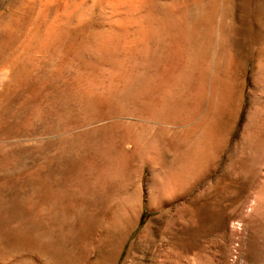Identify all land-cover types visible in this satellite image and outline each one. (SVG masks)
<instances>
[{"label": "rangeland", "instance_id": "rangeland-1", "mask_svg": "<svg viewBox=\"0 0 264 264\" xmlns=\"http://www.w3.org/2000/svg\"><path fill=\"white\" fill-rule=\"evenodd\" d=\"M25 2L0 0V264H238L242 206L256 200L264 233V0H164L178 26L155 22L152 37L120 30L109 8L89 31L56 9L42 22L39 3L23 17ZM62 26L101 51L45 49ZM123 71L129 86L110 97Z\"/></svg>", "mask_w": 264, "mask_h": 264}, {"label": "bare ground", "instance_id": "bare-ground-1", "mask_svg": "<svg viewBox=\"0 0 264 264\" xmlns=\"http://www.w3.org/2000/svg\"><path fill=\"white\" fill-rule=\"evenodd\" d=\"M36 3H39V5L41 7L40 18H41L42 22L48 21L47 18L50 16L51 12L54 9H56V10H58L57 11L58 18H59L60 22L63 24V26L67 25V23L74 22V23H76V26L79 29L82 28V30L88 29L90 31L92 28H95V26L102 24L101 20H102V18H104V15L102 18H100L102 16L100 14L105 13L103 10L105 9V11H106V8H109V9L115 11L119 15L120 19L118 22V26H119L120 30H122V31L133 30V31H136L139 34H141V36L145 35L146 37H152L154 34L153 27H154L155 22H157L159 24L160 29H161V33H162V31L164 33V30L169 28L172 25H174L175 27L178 26L177 24L175 25L176 22L173 18V15H172V11L175 9H171V6H169L167 3H165L164 0H26L25 3L20 4V9H19L21 14L23 15V17H27L28 15L30 16L31 13L32 14L34 13L33 10H34V8H36V6H35ZM111 10L107 9L106 12L109 13V11L111 12ZM53 12H52V14H53ZM87 15H92V16L88 17ZM104 20H105V18H104ZM25 25H26L25 20L16 19L9 26L12 29L19 30V29L23 28ZM63 26L61 28H54V29L50 30L49 36H48V43H47V45H45V49L48 47H51V48H53V50L55 52L59 53L61 51L62 44L65 41H69L70 42V44H69L70 48H72L78 52H81L82 50L84 51L85 49H89V50L92 49V51H95V53L101 51L99 48H93L95 46L92 47V44L90 43V41H91V39H93V35L90 34L87 41L76 44L75 39H76L77 31L72 32ZM11 35H10V37H12ZM36 36L37 35H34V37H36ZM197 39L198 38H197V35L195 33L193 25L191 27H187V29L184 30V41H185L186 50H187L186 55H188L187 57H189L190 61H191V55L196 54L195 48L197 47V41H198ZM12 42H13V38H9L6 42V44H11ZM216 59H214V60H216ZM191 63H192V61H191ZM227 65H228V63H227ZM197 66H198V64H197ZM129 74H128V71H123L120 74H117L116 83L113 85V87L109 91L110 97L113 96V94H115V93L124 94L126 92L127 86H129L128 85L129 84V76H130ZM183 74L184 75H182V78L185 77L184 80L187 81L188 80L187 75L189 73L185 72ZM2 75H4V74H2ZM190 80H188V81H190ZM0 81H2V80H0ZM235 89H236V87H235ZM116 90H118V91H116ZM87 98H88L87 103L92 104L93 99L91 98L90 93L88 94ZM222 101L224 102V106L229 105L230 100H229V97L227 95L224 96V100H222ZM215 105H217V104H215ZM236 112H237V110H236ZM216 113L217 112H216V108H215V110L213 109L212 113L210 114V118L206 122V124L204 126L201 125V126H203V129L201 132V139L198 140L196 147L194 146L195 147V149H193L194 152H192L191 155H189V159H190L192 164L197 163L200 160V158L205 154L204 152L207 149L211 148L210 146H212V143H213L212 137L214 136L213 134L215 133L214 131L216 129V124H215L216 123V121H215ZM216 150H217V148H216ZM185 166H186L185 163L180 164L179 165V171L183 172L184 171L183 168H185ZM181 172H179V173H181ZM177 175H178V172H177ZM255 201L253 200V202L252 203L250 202L251 204H248L247 206H242L240 208L239 212L235 215V218L233 220V221H236L237 226L235 224H234L235 226L233 225L234 227L232 226L233 229L231 230V236H230L229 241L232 244H234V243L238 244V247H239L238 250L240 251V254L238 253L239 254L238 264H247V258L245 257V255H243V251H245V250L250 251V252L254 253L255 255H259V256L264 255V233L262 234V232H260L261 222H262L261 219L262 218H260V216L257 212V208H256L257 203ZM261 231H262V229H261ZM254 233L256 234L255 236H253Z\"/></svg>", "mask_w": 264, "mask_h": 264}]
</instances>
